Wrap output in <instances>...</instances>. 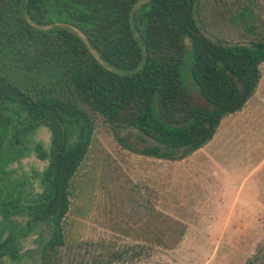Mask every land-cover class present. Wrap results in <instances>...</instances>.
Here are the masks:
<instances>
[{"label": "trees", "instance_id": "obj_1", "mask_svg": "<svg viewBox=\"0 0 264 264\" xmlns=\"http://www.w3.org/2000/svg\"><path fill=\"white\" fill-rule=\"evenodd\" d=\"M186 62L196 93L181 80ZM262 62L264 0H0V145L40 124L51 134L38 153L44 189L25 207L29 230L52 221L41 264L64 244L97 116L153 140L139 153L180 160L244 107Z\"/></svg>", "mask_w": 264, "mask_h": 264}, {"label": "rangeland", "instance_id": "obj_2", "mask_svg": "<svg viewBox=\"0 0 264 264\" xmlns=\"http://www.w3.org/2000/svg\"><path fill=\"white\" fill-rule=\"evenodd\" d=\"M255 97L222 119L212 140L180 160L139 153L153 145L96 117L70 186L64 244L52 264H264V62ZM181 80L196 93L188 62ZM264 102V101H263ZM49 128L0 145L3 264H41L50 219L28 229L29 200L44 189Z\"/></svg>", "mask_w": 264, "mask_h": 264}, {"label": "crops", "instance_id": "obj_3", "mask_svg": "<svg viewBox=\"0 0 264 264\" xmlns=\"http://www.w3.org/2000/svg\"><path fill=\"white\" fill-rule=\"evenodd\" d=\"M259 81H260V80H259ZM258 83H259V82H258ZM257 87H258V85H257ZM256 90H257V88H256ZM255 92H256V91H255ZM255 95H256V93H254V94L248 99V101H249L251 98L255 97ZM248 101H247V102H248ZM263 101H264V96L262 95V96H260V97L257 99V104H258V103H259V104H264ZM247 102H246V104H247ZM246 104H245V105H246ZM245 105H244V107H245ZM242 109H243V108H242ZM242 109H241V110H242ZM241 110H240V111H241ZM238 112H239V111H238ZM236 113H237V112H236Z\"/></svg>", "mask_w": 264, "mask_h": 264}]
</instances>
